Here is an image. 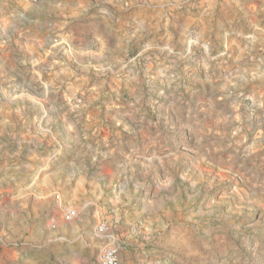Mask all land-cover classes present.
Masks as SVG:
<instances>
[{"label": "clouds", "instance_id": "clouds-1", "mask_svg": "<svg viewBox=\"0 0 264 264\" xmlns=\"http://www.w3.org/2000/svg\"><path fill=\"white\" fill-rule=\"evenodd\" d=\"M0 264H264V0H0Z\"/></svg>", "mask_w": 264, "mask_h": 264}]
</instances>
